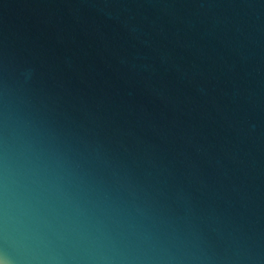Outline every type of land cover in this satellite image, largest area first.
Segmentation results:
<instances>
[{"label":"water","instance_id":"95a60500","mask_svg":"<svg viewBox=\"0 0 264 264\" xmlns=\"http://www.w3.org/2000/svg\"><path fill=\"white\" fill-rule=\"evenodd\" d=\"M12 116L133 193L170 264H264V0H0Z\"/></svg>","mask_w":264,"mask_h":264},{"label":"clouds","instance_id":"9594fccd","mask_svg":"<svg viewBox=\"0 0 264 264\" xmlns=\"http://www.w3.org/2000/svg\"><path fill=\"white\" fill-rule=\"evenodd\" d=\"M134 194L95 175L27 118L0 135V264H170Z\"/></svg>","mask_w":264,"mask_h":264}]
</instances>
